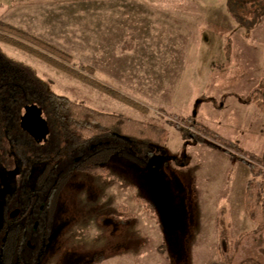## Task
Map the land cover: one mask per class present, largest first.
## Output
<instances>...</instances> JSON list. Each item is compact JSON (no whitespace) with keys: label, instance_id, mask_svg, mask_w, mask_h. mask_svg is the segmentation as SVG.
Instances as JSON below:
<instances>
[{"label":"rangeland","instance_id":"rangeland-1","mask_svg":"<svg viewBox=\"0 0 264 264\" xmlns=\"http://www.w3.org/2000/svg\"><path fill=\"white\" fill-rule=\"evenodd\" d=\"M11 2L0 0L1 20L38 32L54 27L56 40L67 47L62 50L86 65L87 50L69 48L67 29L85 21L82 11L88 6L101 10L118 3L27 0L36 15L18 17L9 16ZM160 3L200 10L191 31L175 36L189 50L174 46L161 48L159 56L143 50L139 61L123 58L115 68H133L135 74H116L119 80L93 74L147 112L1 43L11 57L36 68L50 90L103 112L151 122L168 134L166 147L146 166L113 154L107 173L74 172L50 222L41 210L47 194L88 149L54 161L60 138L47 117L41 112L36 119L42 117L48 132L33 134L22 119L36 104L12 103L9 124L0 118V236L14 220L28 227L25 264H243L247 259L264 264V229L249 218L244 197L251 178L246 161L264 164V113L252 99L256 90L264 91V0ZM133 60L137 64H130ZM42 155L47 159L35 157ZM49 164L54 174L45 187L41 178Z\"/></svg>","mask_w":264,"mask_h":264},{"label":"trees","instance_id":"trees-1","mask_svg":"<svg viewBox=\"0 0 264 264\" xmlns=\"http://www.w3.org/2000/svg\"><path fill=\"white\" fill-rule=\"evenodd\" d=\"M1 43L33 54L50 66L138 111L147 112V109L96 80L91 66L76 63L72 55L57 46L0 19V118L9 124V106L20 99H26L35 103L38 109H42L60 138L59 148L53 156L54 161L88 149L85 155L77 158L72 167L58 177L49 192L42 214L46 213L50 222L56 210L59 193L74 172L107 173L106 163L113 154H118L139 166H146L151 157L166 147L168 134L165 128L128 116L103 112L50 90L48 83L36 68L11 57ZM227 49L229 51V48ZM252 99L264 113V91L256 90ZM35 157L47 159L45 155ZM246 163L251 178L244 195L245 209L249 218L261 230L264 229V164L257 161ZM53 174V166L47 165L42 173V186L46 185ZM3 232L4 235L0 236V264H22L28 227L14 220ZM212 264L225 263L218 261ZM243 264L263 263L247 259Z\"/></svg>","mask_w":264,"mask_h":264},{"label":"crops","instance_id":"crops-1","mask_svg":"<svg viewBox=\"0 0 264 264\" xmlns=\"http://www.w3.org/2000/svg\"><path fill=\"white\" fill-rule=\"evenodd\" d=\"M11 1L12 5L8 8L10 10L9 16L25 17L36 15L29 10V3H25L27 0ZM42 1L46 2L48 0ZM49 1L61 2V0ZM87 1L90 3L92 0ZM117 1L116 5H110L101 10H94L93 7L88 6L86 11H82L86 17L85 21H81V25H71L67 29L71 34L66 37L70 43L69 48H75V50L86 49V63L94 67L95 74L102 73L104 76L106 75L104 78L119 80L116 74L120 76L135 74V69L133 68L124 70L122 67H115H119L122 64L120 62L123 58H135V60L139 61L143 50L151 52L152 56L154 54L159 56L158 50L161 48H173L176 46L183 50V48H186V41H183L182 38V41L176 40V34L190 32L191 29L189 27L192 19L201 18L200 10L192 11L190 5V7L184 5L173 8L174 3H172L173 6L168 8V3H160L178 0ZM48 6L52 10L56 8L55 6ZM57 8L59 7L57 6ZM45 9L49 10L46 6ZM27 10L30 12H27ZM48 14L49 16H56L52 12H48ZM79 17H82V14ZM9 24L61 49L67 48L61 41L56 40L58 38L57 32L59 31L54 27H49L44 32H38L22 25H17L12 21ZM193 27H196V25H193ZM168 34L172 36L168 37ZM186 49L189 50V47ZM147 52L146 54H148ZM184 53L186 51H182L180 55L182 56ZM180 55L178 56L179 58L181 57ZM135 60L130 64H137Z\"/></svg>","mask_w":264,"mask_h":264},{"label":"flooded vegetation","instance_id":"flooded-vegetation-1","mask_svg":"<svg viewBox=\"0 0 264 264\" xmlns=\"http://www.w3.org/2000/svg\"><path fill=\"white\" fill-rule=\"evenodd\" d=\"M31 109V108H30ZM27 110V113H32V110ZM25 114L24 116H23V119H22V121H23V125H27V126H29V128L31 129V130H29V132H31V133H33V134H35V133H38V131L39 130H41V131H43L44 133L43 134H46L47 132H48V128H47V126H42V124H40L39 123V120H37L36 118H38V115L35 113V114H33V115H29V114ZM41 115V114H40ZM39 115V116H40ZM41 118V121H42V117H40ZM76 160V159H75ZM72 167V166H71ZM62 175V174H61ZM60 175V176H61ZM53 176V175H52ZM51 176V177H52ZM50 177V178H51ZM49 178V179H50ZM58 179V178H57ZM49 181V180H48ZM56 182V181H55ZM45 187H46V185H45ZM51 191V190H50ZM44 196V195H43ZM49 196V193L47 194V197ZM33 206V205H32ZM32 206H28V208L27 209H29V210H32L33 208H32ZM41 209V208H40ZM42 209H43V207H42ZM41 209V210H42ZM29 210H27L25 213L26 214H29ZM40 228H41V226H40ZM33 230H35L36 231V228H34ZM29 231V230H28ZM27 234H28V232H27ZM38 236H39V233H38ZM26 243H27V239H26ZM26 247H30V245H29V243H27L26 244ZM23 258V257H22ZM22 261H23V263L22 264H25L24 263V260L22 259Z\"/></svg>","mask_w":264,"mask_h":264},{"label":"water","instance_id":"water-1","mask_svg":"<svg viewBox=\"0 0 264 264\" xmlns=\"http://www.w3.org/2000/svg\"><path fill=\"white\" fill-rule=\"evenodd\" d=\"M30 110H33V111H35L36 112V114L37 115H40L41 114V109H38V108H36L35 106H33V108H31ZM38 120V119H37ZM39 123L40 124H42V126H46V122L42 119V121L41 120H39ZM27 126V125H26ZM29 130H31L30 128H29Z\"/></svg>","mask_w":264,"mask_h":264}]
</instances>
